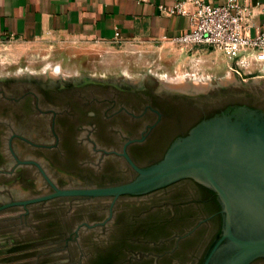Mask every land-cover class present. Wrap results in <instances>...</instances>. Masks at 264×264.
Instances as JSON below:
<instances>
[{
    "label": "flooded vegetation",
    "instance_id": "obj_1",
    "mask_svg": "<svg viewBox=\"0 0 264 264\" xmlns=\"http://www.w3.org/2000/svg\"><path fill=\"white\" fill-rule=\"evenodd\" d=\"M152 79L0 75V145L5 149L0 177L32 173L45 187L31 196L0 194V213L11 212L0 217V233L13 225L29 226L31 215H49L46 229L52 238L42 245L51 247L41 248L38 256L68 252L69 264H202L220 229V205L205 213L213 199L209 192L184 200L186 187L203 186L190 178L142 195L14 203L54 192L44 174L60 189L125 183L136 171L122 155L124 147L137 166H147L163 157L175 137L227 105L264 110V86H257L264 80L244 84L236 77L230 84L174 88ZM57 164L85 176L60 180L52 171ZM217 215L219 223L212 219ZM87 238L92 245L85 258L88 249L82 241ZM249 264H264V258Z\"/></svg>",
    "mask_w": 264,
    "mask_h": 264
},
{
    "label": "water",
    "instance_id": "obj_2",
    "mask_svg": "<svg viewBox=\"0 0 264 264\" xmlns=\"http://www.w3.org/2000/svg\"><path fill=\"white\" fill-rule=\"evenodd\" d=\"M258 72L242 74V83L258 79ZM4 151L1 144L0 164ZM122 155L136 171V176L130 181L104 187L60 189L43 173L55 191L14 203L36 202L57 196L116 198L120 195H142L190 178L215 192L220 205V229L202 264H249L256 258H264L262 108L244 103L227 105L200 119L185 135L175 137L163 157L153 164L137 166L125 147ZM64 168L58 164L52 166L54 177L71 180L85 176ZM43 189L44 184L32 173L0 177V194L5 198L31 196Z\"/></svg>",
    "mask_w": 264,
    "mask_h": 264
},
{
    "label": "rangeland",
    "instance_id": "obj_3",
    "mask_svg": "<svg viewBox=\"0 0 264 264\" xmlns=\"http://www.w3.org/2000/svg\"><path fill=\"white\" fill-rule=\"evenodd\" d=\"M140 43L137 41L101 43L71 38L35 40L9 38L5 41V37L0 36V75L30 73L52 78L124 77L134 83L140 79L151 83L154 81L152 77H155L161 83L174 88L230 84L236 77H240L232 71L229 61L217 50L211 52L206 48L173 46L161 52ZM259 70L264 71V66L241 73L247 75ZM258 80H264V73L255 79ZM257 86L262 88L264 85L258 83ZM186 190L188 191L183 199L187 201H194L204 195L194 186L186 187ZM167 201L171 202V199ZM10 213L2 212L0 217H6ZM31 217L29 226L13 225L12 228L0 233V264L71 263L73 259L64 251L38 256L41 248L51 247L50 244L42 245L52 238L49 235L51 230L46 229L50 217L49 215L42 219L35 215ZM82 242L87 245L88 251L85 256L87 258L91 254L92 239H83ZM23 245H26V248L23 249ZM9 248L10 252L7 250ZM3 250L6 251L2 252Z\"/></svg>",
    "mask_w": 264,
    "mask_h": 264
},
{
    "label": "crops",
    "instance_id": "obj_4",
    "mask_svg": "<svg viewBox=\"0 0 264 264\" xmlns=\"http://www.w3.org/2000/svg\"><path fill=\"white\" fill-rule=\"evenodd\" d=\"M173 3L174 0H0V35L5 41L9 38L137 41L164 52L173 46L180 47L169 39L181 35L189 26L187 16L168 13L166 8ZM250 4L245 26L253 34L257 28L264 29V0H250ZM187 7L190 10L192 5ZM263 66L264 61L250 69Z\"/></svg>",
    "mask_w": 264,
    "mask_h": 264
},
{
    "label": "built area",
    "instance_id": "obj_5",
    "mask_svg": "<svg viewBox=\"0 0 264 264\" xmlns=\"http://www.w3.org/2000/svg\"><path fill=\"white\" fill-rule=\"evenodd\" d=\"M188 4L192 5L190 10ZM159 9L165 10L163 6ZM166 10L187 16L189 23L187 31L169 39L172 43L183 48L217 50L237 75L264 61V29L257 28L252 34L245 26L251 12L250 0H174Z\"/></svg>",
    "mask_w": 264,
    "mask_h": 264
},
{
    "label": "trees",
    "instance_id": "obj_6",
    "mask_svg": "<svg viewBox=\"0 0 264 264\" xmlns=\"http://www.w3.org/2000/svg\"><path fill=\"white\" fill-rule=\"evenodd\" d=\"M197 185H198V184H197ZM200 189L203 190V193H204L203 196H204V197L206 196V195H205V192H209L210 194H212V197H213V199H212L211 201H208V202L206 203L207 206H206L205 209H204L205 213H206V214H212V213L218 211V209H219V204H218V202H217V200H216V194H215V192H213V191H209V190H207L206 188H203V186H201ZM212 219H213L214 221L216 220V223H219V221H220V218H219L218 215H217L216 217H213Z\"/></svg>",
    "mask_w": 264,
    "mask_h": 264
},
{
    "label": "bare ground",
    "instance_id": "obj_7",
    "mask_svg": "<svg viewBox=\"0 0 264 264\" xmlns=\"http://www.w3.org/2000/svg\"><path fill=\"white\" fill-rule=\"evenodd\" d=\"M241 72H242V71H240L239 75H240V76H243ZM263 73H264V71H260V70H259V72H258L256 75L259 76V75H262Z\"/></svg>",
    "mask_w": 264,
    "mask_h": 264
}]
</instances>
